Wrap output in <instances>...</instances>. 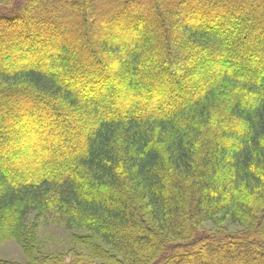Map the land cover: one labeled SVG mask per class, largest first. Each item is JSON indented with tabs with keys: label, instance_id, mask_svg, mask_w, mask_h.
Here are the masks:
<instances>
[{
	"label": "trees",
	"instance_id": "obj_1",
	"mask_svg": "<svg viewBox=\"0 0 264 264\" xmlns=\"http://www.w3.org/2000/svg\"><path fill=\"white\" fill-rule=\"evenodd\" d=\"M33 214L102 264H264V0H0V241Z\"/></svg>",
	"mask_w": 264,
	"mask_h": 264
},
{
	"label": "rangeland",
	"instance_id": "obj_2",
	"mask_svg": "<svg viewBox=\"0 0 264 264\" xmlns=\"http://www.w3.org/2000/svg\"><path fill=\"white\" fill-rule=\"evenodd\" d=\"M29 224L35 230L32 237L27 238L31 248L29 246L23 248L15 239L0 241V264H31L35 258L36 261L47 258L61 264H77L85 259L88 262L86 264H102L101 260L93 261L87 257V252L76 240V236L80 237L83 234L75 227L53 219L39 220L34 214L30 216ZM204 228L211 232L221 228H227L230 232L241 230L240 226L229 225L228 219L216 226L207 223Z\"/></svg>",
	"mask_w": 264,
	"mask_h": 264
}]
</instances>
